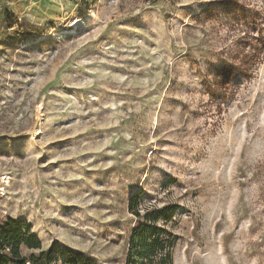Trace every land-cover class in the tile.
<instances>
[{
  "label": "rangeland",
  "instance_id": "374dc122",
  "mask_svg": "<svg viewBox=\"0 0 264 264\" xmlns=\"http://www.w3.org/2000/svg\"><path fill=\"white\" fill-rule=\"evenodd\" d=\"M252 28L264 0H0V225L92 264H148L154 227L172 264H264V51L216 86Z\"/></svg>",
  "mask_w": 264,
  "mask_h": 264
},
{
  "label": "trees",
  "instance_id": "16d2710c",
  "mask_svg": "<svg viewBox=\"0 0 264 264\" xmlns=\"http://www.w3.org/2000/svg\"><path fill=\"white\" fill-rule=\"evenodd\" d=\"M253 28L258 27L256 21L252 22ZM251 29L250 33L242 39V47L239 49L241 60L239 65L236 63L222 66L216 69L217 81L216 86L225 89L233 78L246 76L249 66L259 60L260 54L264 51V39L260 37L259 31ZM254 46L252 53H245L246 48ZM244 68H243V67ZM242 67V68H241ZM240 73H236V71ZM213 92V91H212ZM220 96V94H219ZM218 97V96H217ZM138 198L137 193L129 198V209L131 212L133 205ZM137 214V213H134ZM139 237L142 241V249L146 255L148 264H172L171 240L164 234L163 229L154 227L152 233L134 232L132 241ZM22 248L27 250H38V255L32 254L26 258L22 254ZM134 247V249H136ZM128 253V262L132 261L134 254L140 256L136 250ZM57 256V257H56ZM0 264H92L88 259H84L81 253L71 250L55 251L48 249L41 251V242L39 238L31 232L30 225L19 220L8 218L0 225Z\"/></svg>",
  "mask_w": 264,
  "mask_h": 264
},
{
  "label": "snow or ice",
  "instance_id": "6c2138e0",
  "mask_svg": "<svg viewBox=\"0 0 264 264\" xmlns=\"http://www.w3.org/2000/svg\"><path fill=\"white\" fill-rule=\"evenodd\" d=\"M192 89L195 90L197 85L192 82V85H191ZM217 140H219V137H216ZM188 150H191V151H199V150H203L204 148H208V147H211V145H205L203 143V141H200V140H195V139H191L188 143Z\"/></svg>",
  "mask_w": 264,
  "mask_h": 264
}]
</instances>
